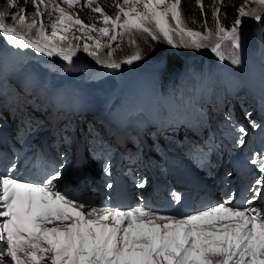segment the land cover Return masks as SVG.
I'll use <instances>...</instances> for the list:
<instances>
[{
  "label": "snow or ice",
  "instance_id": "snow-or-ice-1",
  "mask_svg": "<svg viewBox=\"0 0 264 264\" xmlns=\"http://www.w3.org/2000/svg\"><path fill=\"white\" fill-rule=\"evenodd\" d=\"M253 2L257 7H240L234 23L228 27L220 19L221 7L216 6L223 5L224 0H213L214 27L208 26L206 18L200 22L193 15L192 24L197 25L194 29L183 16L182 0H119L115 17L106 14L98 4L92 7L96 0H6L0 6V36L13 49H31L69 64L81 50L78 42L90 40L92 44L83 43L82 51L111 70L143 58L138 37L145 44L150 38L173 49L210 47L221 60L226 58L223 49L227 48V58L239 65L243 18L256 22L264 19V0ZM29 4L32 12L28 11ZM61 4L69 9L92 7L93 12L100 14L103 26L85 24ZM196 5L201 16L206 17L203 0H196ZM73 28L80 35L69 38L67 33ZM98 37H107L108 42L103 44ZM125 39L133 52L117 58L115 52ZM104 48L108 51L102 56ZM29 82L30 77H25L23 92L31 91ZM245 115L251 127L264 134V123L253 120L251 113ZM33 119H21L19 132L25 143ZM226 120L239 133L235 142L243 146L248 129L236 122L231 113ZM66 160L65 154L59 165H53L39 180L16 174V161L0 170V264H264V208L255 206L264 197V154L250 158L252 171L258 175L239 194L242 203H234L237 193L229 192L224 202L183 212L162 210L146 202L136 206L105 202L103 207H97L88 199L55 186L54 182L62 178ZM100 163L110 177V168L103 161ZM48 164L44 153L37 154L35 167ZM105 186L115 188L110 179ZM135 186L143 189L146 182L138 180ZM171 196L175 204L186 199L176 190Z\"/></svg>",
  "mask_w": 264,
  "mask_h": 264
},
{
  "label": "trees",
  "instance_id": "trees-1",
  "mask_svg": "<svg viewBox=\"0 0 264 264\" xmlns=\"http://www.w3.org/2000/svg\"><path fill=\"white\" fill-rule=\"evenodd\" d=\"M6 3V0H0V6H3ZM243 3V0H224L223 5L221 6V14L220 19L222 23H224L226 26L231 27L234 23L236 17H237V10L241 7V4ZM203 4L205 7V13L206 17L209 18L210 13V7L212 5V0H203ZM29 12L33 11V8L31 4L28 5ZM182 11L183 16L185 20L187 21L188 25L190 27H193L194 29L197 28V25L192 24L191 17L194 15L196 17L197 21L202 22L203 16H201L200 7L196 5V0H182ZM9 23H11V20H8ZM202 29V28H200ZM252 41V36H250ZM264 38V34H263ZM138 43L143 50V58H154L162 54L165 50L164 46H161L160 48L157 47L156 41H151L150 38H148L149 43L145 44L143 38H137ZM253 42V41H252ZM121 43V47L116 50L115 56L117 58H123L126 55H130L133 52V47L129 45L127 40H123ZM151 45V47H149ZM171 48V47H170ZM181 51L182 48H179ZM106 51L102 50L101 54L103 56L106 55ZM172 58H169V63L173 65H178L181 60L178 57V55L175 53V50L171 49L170 53Z\"/></svg>",
  "mask_w": 264,
  "mask_h": 264
},
{
  "label": "rangeland",
  "instance_id": "rangeland-1",
  "mask_svg": "<svg viewBox=\"0 0 264 264\" xmlns=\"http://www.w3.org/2000/svg\"><path fill=\"white\" fill-rule=\"evenodd\" d=\"M118 2H119V0H111L108 2L107 6H103L101 8L104 10V12L106 14H108L112 17H115L116 12H117L116 3H118ZM212 4H213V0H212ZM216 6L221 7L222 5L217 4ZM242 6L245 7V10H249L250 8L257 7V5L253 2V0H247V3H246V0H243L241 7ZM61 7H64L66 11L75 14L80 20H82L87 25H93L94 24L97 28H100L103 26L99 22L101 19L100 14L93 12L92 9H89V8H87V9H69L67 7V5H64V4H61ZM13 11H15V10H13ZM28 11H29V7H28ZM30 12H32V11H30ZM212 12H213V8L210 7L209 18L203 16V20L205 18L207 19L209 27H214V20H213ZM261 29H263V30H261ZM199 30L203 31V28L199 29ZM47 31L50 34V31H51L50 28L47 29ZM258 32L264 33V19H262L261 22H256L253 19L248 18V17L243 18V23H242V27H241V35H244L247 39L248 38L251 39L250 36H252V40H253L256 36V33H258ZM67 35L69 38H72L74 36L80 35V33L77 31L76 28H73L70 32L67 33ZM91 35H93L94 37L97 36L96 33H91ZM98 38L101 39V43H103V44H106L108 42L107 37H102V38L98 37ZM214 39L215 38L213 37L212 41H214ZM212 41H209L208 43H211ZM85 42H87L90 45L92 44V41H90V40H81L78 43H79L80 47H82L83 43H85ZM113 46L115 47V45H113ZM161 46H164V48L170 47L164 43L157 42V47L160 48ZM208 49H210V47H205V48H202L199 50L182 48V50H183L182 52H198L201 50H208ZM102 50H104L106 52L108 51L107 48H104ZM225 50L228 52L227 48H225Z\"/></svg>",
  "mask_w": 264,
  "mask_h": 264
},
{
  "label": "bare ground",
  "instance_id": "bare-ground-1",
  "mask_svg": "<svg viewBox=\"0 0 264 264\" xmlns=\"http://www.w3.org/2000/svg\"><path fill=\"white\" fill-rule=\"evenodd\" d=\"M257 140V139H256ZM258 141V140H257ZM259 142V141H258ZM259 144H261V146H264V143L263 142H259ZM260 146V148H261ZM103 164L106 166V163L103 162ZM99 168L102 170V166H101V163H99ZM222 171H224V169H222ZM96 171H94L95 173ZM101 172L98 173V177H94V180L90 181V184L95 187V189H98L100 186H101ZM223 181V179H222Z\"/></svg>",
  "mask_w": 264,
  "mask_h": 264
},
{
  "label": "clouds",
  "instance_id": "clouds-1",
  "mask_svg": "<svg viewBox=\"0 0 264 264\" xmlns=\"http://www.w3.org/2000/svg\"><path fill=\"white\" fill-rule=\"evenodd\" d=\"M209 194H212L211 192H209ZM211 195L210 197H208V199H206L205 205H207L208 203H210V201H213L215 199V196ZM262 202L264 203V197L262 199Z\"/></svg>",
  "mask_w": 264,
  "mask_h": 264
}]
</instances>
